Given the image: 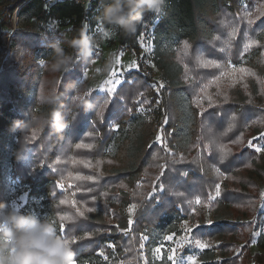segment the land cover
I'll use <instances>...</instances> for the list:
<instances>
[{"label": "trees", "instance_id": "obj_1", "mask_svg": "<svg viewBox=\"0 0 264 264\" xmlns=\"http://www.w3.org/2000/svg\"><path fill=\"white\" fill-rule=\"evenodd\" d=\"M103 3L104 0H91L85 7L77 0H1L0 7L5 12L1 24L12 28L11 21H6V18L10 19L15 11L22 14L34 9L37 18L70 24L74 31L79 32L84 23L95 25L98 22ZM249 11L252 12L251 17L246 15ZM257 16L260 19L256 20ZM249 18L256 20L251 27L247 26ZM233 26L238 27L240 35L229 47L224 39ZM150 27H153L156 45L153 62L161 71L166 85L160 90L164 114L169 119L165 131L175 128L169 146L178 153L182 152L187 160L175 165L177 171L165 173L162 178L165 193L160 194L159 203L155 202V197L149 200L147 194L157 176V166L165 162L167 153L156 145L148 148L152 142L151 122L141 117L137 119V124L130 125L136 112L135 102L158 96L151 85L152 76L144 71L140 63L138 38ZM246 28L247 37L259 41V45L250 49L251 57L245 65L254 73L249 74L253 81L245 75L238 82L243 85L238 91H233L232 86L221 81L219 90L229 97L228 102L223 104V123L204 120L188 104L191 90L184 83L181 61L187 62L188 58L182 50L183 42L188 41L192 46L190 52L199 51L204 58H218L211 53L227 55L232 63L238 65L241 62L238 51L246 42L243 39ZM12 33L8 47L0 38V202L11 206L12 179L17 178L28 187L27 200L20 208L22 212L50 219L58 231L68 237H83L85 232H92L91 240L81 238L78 243H73L78 264H108L97 254L100 249L108 256L115 254L121 264H145L144 257L148 264H165L164 260L154 259V247L162 241L163 235L181 232L182 220L193 215L192 208L200 206L194 203L196 195L201 196V205H208L205 194L210 190L212 181L217 179L216 168H220L227 178L221 185V197L210 205L216 223L211 229H204L202 238L220 243L215 249H205L201 253L202 260L212 259L215 250L235 248L231 238L242 229L252 233L254 224H247L240 217L257 216V220H263L264 201L259 181L264 183V158L247 148L241 151V145H231L229 141L243 133L246 144L254 121L264 126V0H246V6L243 0H165L161 14L146 13L136 33L121 34L123 43L135 51L140 71L128 73L121 85L123 91L118 89V93L123 95V104H116L115 109L110 104L103 119L97 113L104 97L96 92L86 96L97 105L93 110L85 112L72 103L73 93L68 91L67 86L82 77V64H76L73 71L62 75L53 72L51 59L42 65L38 59V54L52 40H47L41 32L24 28H16ZM216 35H221L222 39L216 41ZM17 44H22L27 53L21 54V49L14 51ZM164 45L169 47L164 48ZM221 47L226 49L223 54L218 52ZM218 87H211L209 92H217ZM53 88L61 96L64 105L61 110L69 126L60 134L49 127L41 129L34 126L35 139L29 145L27 158L17 160L15 152L22 134L12 131L10 126L13 121L27 122L33 117L46 115L50 106L43 98L50 95ZM219 99L222 100V96ZM249 100L252 104H248ZM233 115L235 121L232 120ZM110 118L114 124H119V131L109 130ZM245 121L248 122L247 127ZM230 124L233 126L228 131ZM209 125L212 133H224L220 143L232 148L233 154H226L222 162L218 156L212 159L200 155L192 147L199 137L206 134ZM87 132L93 135L88 136ZM28 135L33 136L31 129ZM80 142L93 147L78 149L75 145ZM112 144L116 148L110 152L108 148ZM157 152L163 159H153ZM56 160L60 163L56 164ZM50 163L57 171L53 172L47 166ZM42 164L45 166L40 167ZM248 164L251 167H247ZM201 169L204 171L201 172ZM184 170L188 171L187 177L180 175ZM84 176L96 179H81ZM60 183L70 185L71 189L61 190ZM89 188L92 191H88ZM177 192L184 195L177 196ZM61 200L66 202L61 204ZM189 200L193 201L191 205ZM131 203L137 204L135 223L131 231L124 234L114 225L127 227L128 215L124 208ZM90 207L96 211L87 212ZM106 210H111L108 215L104 214ZM79 212H84L87 219ZM61 217L71 219L61 220ZM141 233L149 236V240L144 242V249L139 247ZM109 244H114L115 248L109 247ZM257 245L264 251V229L257 238ZM246 250L244 244L241 251L225 259V263L264 264V252L249 256Z\"/></svg>", "mask_w": 264, "mask_h": 264}, {"label": "snow or ice", "instance_id": "obj_2", "mask_svg": "<svg viewBox=\"0 0 264 264\" xmlns=\"http://www.w3.org/2000/svg\"><path fill=\"white\" fill-rule=\"evenodd\" d=\"M246 15L248 17L252 16V12H247ZM260 19L259 16L256 17V20ZM256 20L249 18L247 20V26L251 27L256 23ZM240 35L238 27L233 26L232 30L226 34V38L224 39V43L229 47L232 45V41H234ZM222 39L221 35H216L215 40L220 41ZM243 39L246 42L243 43L242 49L238 51V56L241 61L239 65L232 63L230 56L227 55H218L217 53H211L210 55L218 58H204L199 51L190 52L191 45L188 41L183 42V52L185 56L188 58L187 62H182V66L184 69V83L189 86L191 90V99L188 101L189 106L196 109V114L203 118L204 120L213 119L219 121L221 124L223 121L221 117L224 115L223 104L228 102L229 97L219 90V84L223 80H229L230 86H235L239 80L243 79L245 75L252 74L250 69L244 67V54L252 48L253 45H259L258 40L250 39L247 37V28L244 32ZM143 47V45H141ZM226 49L221 47L219 48V54L225 53ZM21 54H24V50L21 49ZM119 63V60H117ZM42 65V60L40 61ZM155 67V65H152ZM200 69L209 70L207 72H200ZM215 70V71H211ZM140 71V65L136 62H132L128 64L125 68L121 70H114L111 73L110 78L105 81L104 85H101L99 89L95 90L98 95L104 97L103 103L99 105V111L97 115L103 119L105 114V109L109 107V105H113L114 109L116 104H123V95L118 93V89L122 92L121 85L125 83L124 73L127 72L129 74ZM190 73H192L190 75ZM87 75V72L84 73ZM165 83L163 81H158L152 85L155 88L156 92L159 94L161 89L165 88ZM213 86H217L218 90L215 93L209 92V89ZM247 85H245L246 87ZM91 92L88 93L90 95ZM222 96V100L219 98ZM215 97V98H214ZM115 102V103H114ZM145 103L147 101H144ZM136 103L139 105L138 111L143 109V104L137 100ZM159 103V101H157ZM248 104H252V101L249 100ZM215 109L216 111H213ZM123 111V109H121ZM128 112H131V109H127ZM232 120L235 121L236 117L233 115ZM248 122L245 121V127H247ZM169 125L168 116L165 115L163 119V123L161 124L159 130L155 135V139L148 144V148H153V145H156L164 152L167 153V159L163 164L158 165L160 171L159 174L155 177V180L152 183L151 191L147 194V198L152 200L155 197V202H160V194L165 193V183L162 180L165 177L166 172L177 171L175 165L187 162L186 157L182 152H176L173 150V147L169 146V139L172 134L175 132V128H169L168 131H165V128ZM232 124L229 125L228 131H231ZM110 131H119V124H114L112 122V118L109 119L108 124ZM88 136H92V132H87ZM224 133L216 135L212 133L211 126L209 125L206 131V134L198 138V142L192 145V147L198 150V153L203 156H207L212 159H216L219 157L222 162L226 154H233L232 148L229 147L228 144L220 143V137L223 136ZM32 140L35 139V134L31 137ZM255 141V142H254ZM231 145H241V151L243 148L250 149L254 154H264V131L260 132L256 136H252L247 140L246 144L243 141V133L240 134V137L237 139H231L229 141ZM76 148H87L91 149L93 146L91 144H84L83 142L76 143ZM163 159V157L159 156L157 152L153 159ZM56 164L60 163L59 160L55 161ZM45 165H40L43 167ZM53 172L57 171V169L50 163L47 165ZM89 166L91 164L89 163ZM247 167H251V164L246 165ZM35 170V168L33 169ZM204 170L201 169V172ZM217 173V179L212 181L210 185V190L206 192V203L211 205L217 198L222 195L221 185L223 183V179L227 178L223 172L220 171V168L215 169ZM180 175L187 177L188 171L184 170L180 172ZM81 179L94 181L96 178L94 176H84ZM122 186V185H121ZM59 187L61 189L64 188V184L60 183ZM88 191H92L91 188ZM103 195H106L104 193ZM177 196H183L184 193L177 192L175 193ZM261 196H264V193H261ZM95 199V197H93ZM66 201L61 200L60 203L64 204ZM188 203L191 205L193 203L192 200H189ZM194 203L196 205H201L202 200L200 195L195 196ZM16 207L15 204H13ZM137 210V204L131 203L128 206V220L127 227L120 228L119 224L114 225V227L121 233L127 234L131 231L133 224L135 223V212ZM79 211V210H78ZM95 208H88L87 212L92 213L95 212ZM111 210H106L105 215H108ZM192 212H195L196 209L192 208ZM81 217H85L84 212H79ZM71 217H61V220H70ZM216 222L212 219H206L203 224L199 221L190 222L189 219H183L181 222V234L177 237L176 232H171L169 234L163 235L162 241L157 242L156 246L153 250V256H159L161 260L165 261V264H185V260H187L188 264H196L197 254L192 251L191 254L185 257L184 248L187 246L189 250H203L212 247L209 244L207 239L202 238L205 233L204 229H211L212 226ZM61 230H63V225H61ZM200 230V231H197ZM93 236L92 232H85L83 237H77L75 235L71 236L73 243H78L81 238L91 240ZM201 237V238H198ZM175 238V239H174ZM149 240V236L141 233V243L139 245L140 249H144L146 241ZM109 247L115 248L114 244H109ZM167 253L166 257L164 253ZM99 256L103 257L105 260L108 259L105 256L103 249L98 250L97 253ZM75 264H78L75 261ZM147 264V262H145Z\"/></svg>", "mask_w": 264, "mask_h": 264}, {"label": "clouds", "instance_id": "obj_3", "mask_svg": "<svg viewBox=\"0 0 264 264\" xmlns=\"http://www.w3.org/2000/svg\"><path fill=\"white\" fill-rule=\"evenodd\" d=\"M164 2L165 0H104L97 21L105 36L114 35L116 30L134 34L146 13H162ZM65 44L73 50L74 55L66 52ZM49 46L52 48L51 70L69 73L75 69L76 64L90 63L97 45L85 23L77 36L57 39ZM17 49H23L25 54L28 51L22 44H17L14 51ZM81 86L82 81L73 80L67 88L73 93L72 103L88 112L97 105L86 99L88 93H82ZM43 99L50 106L46 115L33 117L27 122L13 121L10 126L12 131L22 134L15 152L17 160L27 158L32 142L28 132L31 129L34 135V126L41 129L49 127L58 134L69 126L61 110L64 105L57 90L53 88L50 95ZM75 256L72 238L58 231L50 219L26 214L7 202H0V264H75Z\"/></svg>", "mask_w": 264, "mask_h": 264}, {"label": "rangeland", "instance_id": "obj_4", "mask_svg": "<svg viewBox=\"0 0 264 264\" xmlns=\"http://www.w3.org/2000/svg\"><path fill=\"white\" fill-rule=\"evenodd\" d=\"M89 2H90L89 0H83L81 1V4L87 7ZM243 5L246 6V0H243ZM34 11H35L34 9H30L22 14H18L17 11H15L10 16V19L6 18V21L8 20L11 21L12 23V28H11L8 25L1 24V18H3L5 12L3 11V8L0 7V38L4 45H6L7 47L10 45L9 37L16 28H24L32 31L41 32L47 37V40L49 39L52 40L53 42L57 39L60 40H64L65 38L71 39L72 37L78 35L79 32L74 31L72 29V25L62 23L60 21L53 19L41 20L34 15ZM87 25H88V31L91 35H93L97 46L94 50L92 56L93 58L91 62L88 64H82L84 66V69H83L82 77L79 79L80 81H82V86H81L82 93L96 92L95 90L99 89L101 85L105 84V81H107L110 78L111 73L114 70H121L132 62H136L139 64L133 48L130 47L128 44L123 43L121 38L122 31L116 30L114 35L105 36L104 33L101 31V25L98 22L95 25H90L88 23ZM154 37L155 36L153 34V27H150L138 38V42L140 45V63L142 64L144 71L148 72L152 76L153 82H151V85L155 84L158 81H163L165 83L161 71L156 66L155 67L152 66L154 65L153 59L156 50ZM141 45H143V47ZM64 47L67 53L74 55L73 50L69 48L67 44H65ZM168 47H169L168 45H164V48H168ZM99 50L102 51L100 55L97 53ZM51 52H52V48L47 44L46 47L38 54L39 61L50 60ZM250 57H251V51L249 49L244 54L243 57L244 67L246 63L250 60ZM117 60H119V63H117ZM85 72H87L86 76L84 75ZM59 74L62 75L63 73L59 72ZM127 75L128 73L125 72L124 73L125 79L127 78ZM248 79L251 82L253 81V77L251 75H249ZM240 81L242 80H239V82ZM224 84L225 85L228 84L230 86L229 80H224ZM236 85H239V87ZM240 87H243V85H240L237 82L235 86H232V89L233 91H238ZM155 93L158 96L150 97L148 99H138L143 104V109L140 111L137 110L139 105L135 102L136 112H134L132 121L130 123L131 126L137 124L136 123L137 119L141 117L145 121L151 122L152 141L155 139V135L159 130L161 124L163 123V119L165 117L163 110V101L160 96V92L158 94L155 90ZM144 101L147 102L145 103ZM157 101H159V103H157ZM262 131H264V126L263 127L260 126L259 122L255 120L254 123L250 126L248 139H250L252 136L258 135ZM115 148H116L115 144H112L108 148V151L112 152L115 150ZM260 155L264 158V154H260ZM159 171L160 169H158L157 175L159 174ZM259 182L261 186L260 187V195H261V193H264V183L261 181ZM70 187H71L70 185L64 184V188L61 190L67 191L71 189ZM27 194H28L27 185L22 184L20 180H18L17 178H13L12 188H11V205L15 204L16 208L20 209L27 200ZM261 198L262 201H264V196H261ZM128 206H126L124 210L126 214L129 216ZM195 209L196 211L193 212V215L187 218L190 220V222L199 221L201 224H203L206 219H212L213 221H215V215L210 210V205H200ZM240 218L241 220L243 219L247 224L252 222L254 224L255 229L252 231V233L251 232L249 233L248 231H244L242 229L238 235H234L231 238V241L236 245L235 248H229L226 250H215L214 257L212 259L203 261L201 258V253L205 249L189 250V248L185 246L184 248L185 257L191 254L192 251H194L197 254L196 264H203V262L204 264H226L225 259L238 254L241 251V247L244 244L247 247L246 253L249 256H252L256 252H264L257 245V238L264 229V218L261 221H259V219L257 220V216H248V217H240ZM180 234L181 232L177 234V237ZM208 242L209 244L212 245L210 249H215L217 245L220 243L219 241H210V240H208ZM164 255L166 256L167 253L165 252ZM105 256L108 257V259L106 260L108 264H121V260H119L115 254L108 256L105 253ZM153 257L154 259H160L158 255ZM143 259H144V263L147 262L148 264L147 259L145 257ZM185 264H188L187 260H185Z\"/></svg>", "mask_w": 264, "mask_h": 264}, {"label": "built area", "instance_id": "obj_5", "mask_svg": "<svg viewBox=\"0 0 264 264\" xmlns=\"http://www.w3.org/2000/svg\"><path fill=\"white\" fill-rule=\"evenodd\" d=\"M50 1H52V0H50ZM77 1H83V0H77ZM89 1H91V0H89ZM97 53L100 55L102 53V51L99 50Z\"/></svg>", "mask_w": 264, "mask_h": 264}, {"label": "water", "instance_id": "obj_6", "mask_svg": "<svg viewBox=\"0 0 264 264\" xmlns=\"http://www.w3.org/2000/svg\"><path fill=\"white\" fill-rule=\"evenodd\" d=\"M12 34H13V33H12ZM12 34H11V35H12ZM10 38H11V36H10Z\"/></svg>", "mask_w": 264, "mask_h": 264}]
</instances>
